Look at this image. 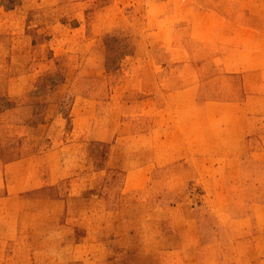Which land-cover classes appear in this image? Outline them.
I'll list each match as a JSON object with an SVG mask.
<instances>
[{
    "label": "rangeland",
    "instance_id": "1",
    "mask_svg": "<svg viewBox=\"0 0 264 264\" xmlns=\"http://www.w3.org/2000/svg\"><path fill=\"white\" fill-rule=\"evenodd\" d=\"M204 48L226 57L218 65L230 59L244 68L237 106L200 104L202 92H225L197 89ZM260 87L264 0H0V123L8 106L28 105L23 127L41 136L44 152L27 178L44 183L48 171L58 178L119 165L107 175L120 178L126 202L139 204L118 219L126 235L110 239L130 247L126 264H164L167 250L194 247L198 255L201 246L230 238L242 257L264 231V155L251 152L264 140L256 134L264 131V94L254 93ZM234 110L237 132L252 138L229 169L213 144ZM8 156L17 157L16 150ZM156 166L167 167L157 180ZM4 184L2 178L0 264H94L91 254L100 250L76 251V236L62 230L67 203L52 200L53 189L10 201ZM160 198L170 200L162 207ZM12 213H27L22 242L9 229L18 225ZM76 223L96 226L102 219Z\"/></svg>",
    "mask_w": 264,
    "mask_h": 264
},
{
    "label": "crops",
    "instance_id": "2",
    "mask_svg": "<svg viewBox=\"0 0 264 264\" xmlns=\"http://www.w3.org/2000/svg\"><path fill=\"white\" fill-rule=\"evenodd\" d=\"M199 52L200 53L198 55V60L195 67V73L197 74V89L200 91H225H221L218 97L216 95L205 96V92H202V97H199L203 100L200 104L205 106L206 99H209L208 101H211L212 103H215L214 101H220L221 105L223 104L228 106H237L238 102L236 100V91L239 89L238 84H244V87H246V81L248 79L246 73H244V68L240 66L237 67L236 65L232 64L230 59L228 60V64L224 62L223 65H218L219 59L222 62V58H226L225 56H223L221 51L217 53V51L211 48H204L202 52ZM230 57L236 58L237 55L235 53L234 55H230ZM181 82L182 84L185 83L183 77L181 79ZM226 90L228 91V93L226 92ZM263 90L264 88L260 87L254 93H256V95H262L264 94V92H262ZM244 97H246V95ZM243 104L244 101H242V105ZM245 104H247V101L245 102ZM26 105H10L4 110L1 117L0 187L1 179H7L8 185H4L5 190H7L8 187V200L14 201L15 197H23L28 195V193L30 192L37 193V196H39V194L40 196H42L45 193L44 191L50 192V189H53L56 196L52 198V200L58 201V203H67V213H64L63 216L66 217L67 221L66 224L62 226V230L70 235L76 236V251L86 250L88 248H91L92 251L100 250V256L98 255V253H96L95 255L91 254V256H95L94 264H126L123 260L124 250L130 247L128 245L122 246L118 240L111 241L110 239L112 238V236H115L117 238H119L120 236L121 238H123L122 235H126L128 230H125V232H123L122 223L118 219L124 213L125 208L135 207L139 204L134 203V200L126 202L125 200L128 196H125L124 194L119 192V185L117 184V181L120 178L117 176L115 178H109V176L107 175L108 173H112V169L109 168H119V165L108 164V166L100 168L98 170L99 172L96 173L97 175L94 174L95 171L92 170L91 165L88 171H85V173H83L84 175L82 173H65L64 175H60L57 178L55 173H51L50 175L48 171V181L44 183L37 179L27 178V173H29L31 176L32 174H35V166L38 161L41 160V155L44 152V148L42 142L41 144H39L41 136L36 133L34 134L30 130H26L23 127V125L26 124V114L28 113V108H26ZM228 116L229 117L226 121H221L223 125H220V127L224 126L225 128H220L221 131L217 137L218 140L213 144V148L214 153L223 154L226 157L225 161L226 163H228L227 168L236 169V166H234L233 164L237 163L240 160V155H242L243 153L246 154V152H248L249 149L245 145V139L247 138V136H251L252 138V135L248 133L246 134L245 130L243 129H240V132H237L238 129L236 110L228 114ZM73 132L74 130L70 133ZM256 134L264 139L263 130L257 131ZM253 136L256 135L253 134ZM238 139L241 145L238 144ZM84 144H86V141ZM250 147H252V145H249V148ZM14 150H16L17 152V157L8 158V155H11ZM251 152H259L264 155V140H262L259 145H253V149L251 150ZM155 160L157 159L155 158ZM28 161L30 162L27 163ZM156 162H152V164L156 165ZM174 162L175 163L171 167H174V165H176V161ZM167 167H155L156 180L158 179V177H162L157 171L159 169H166ZM14 171H21L20 176H18L17 174L15 175ZM55 178L57 179L55 180ZM63 183L69 186H67V188L65 187L66 189L60 187ZM229 184L231 185L233 183L230 181ZM94 188L96 189V192L95 194H92V196L83 195L84 192L86 193L89 190H93ZM15 200L23 201L24 199L20 200L19 198H15ZM169 200L170 198H160L158 200L159 202H161L159 206L164 207V205L161 204L164 201ZM94 203H99V207L96 208ZM97 210L101 213H97ZM24 214L27 213H12L13 218H16L18 221V225L16 226L12 224V226L9 228H12L14 231L18 232L19 242L23 241V233L25 230L23 226ZM56 214L57 216H61L62 213ZM109 216L116 217V221L109 223ZM93 217H100L102 219V223L96 224V226L87 224L80 225L79 223H76L78 219L84 218L90 221V218ZM16 232H8V236ZM129 235H132V238L135 237V233ZM136 242H138L139 244H137L136 246L134 244L131 248L137 253L141 250V245L138 238H136ZM237 244L238 243L231 240V238L230 240L218 242L212 245L206 244L198 249V255L195 254L197 248L195 249L194 247H182L180 250H167L165 255L162 256L164 258L163 263L170 264V259H176V261H180L179 264H264V231H261L255 236H252L250 249H248L242 257H238ZM151 249L152 247L149 246L147 248L148 252L151 253ZM210 250L212 251V254L208 255L207 252ZM72 264L87 263L86 261L84 263L74 261Z\"/></svg>",
    "mask_w": 264,
    "mask_h": 264
}]
</instances>
